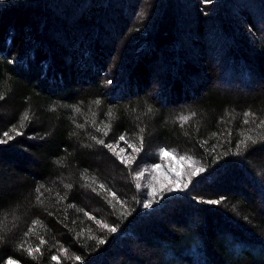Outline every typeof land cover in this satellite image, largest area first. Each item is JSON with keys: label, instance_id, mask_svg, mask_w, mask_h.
<instances>
[{"label": "trees", "instance_id": "16d2710c", "mask_svg": "<svg viewBox=\"0 0 264 264\" xmlns=\"http://www.w3.org/2000/svg\"><path fill=\"white\" fill-rule=\"evenodd\" d=\"M115 1L91 0L78 21L84 42ZM141 1L119 2L127 55L103 81L110 66L98 58V42L80 45L89 58L76 72L60 46L47 43L51 0H0V139L14 136L0 144V264H264V206L257 200L264 196V0H239L261 84L246 90L210 83L201 92L180 78L193 71L179 36L184 2L193 0ZM194 2L202 31L213 14L227 20L233 0ZM226 29L233 36L228 20ZM161 47L172 69L160 99L147 91V65ZM238 59L246 62L233 52L230 65ZM121 135L140 149L119 141L120 158L131 163L97 143L115 146ZM161 149L192 159L182 164L181 190L147 179V168L134 179L142 164L163 163ZM197 167L204 170L192 176ZM153 187L156 197L148 195Z\"/></svg>", "mask_w": 264, "mask_h": 264}, {"label": "rangeland", "instance_id": "374dc122", "mask_svg": "<svg viewBox=\"0 0 264 264\" xmlns=\"http://www.w3.org/2000/svg\"><path fill=\"white\" fill-rule=\"evenodd\" d=\"M55 1L56 0H51L52 9L48 12L49 27L46 39L49 46H60L58 51L65 59L66 65L70 67L69 69L76 72L78 68H80L79 71H83L81 68L85 69V65L81 67V63L85 62L87 57L89 58V55L79 51L80 45L87 46L88 42L93 44L96 41L104 48L102 55H100V52L97 53L98 58L101 57L103 61L107 60L106 62L110 66L108 76L102 77V80L107 81L108 78L115 76L112 72L113 66L121 65L124 55H127V49L124 48L127 41L122 37L126 31L127 23L125 21L127 20L122 16L123 9L121 10L119 8L120 0L113 2L110 9L105 12V14L103 13L99 27L94 29L90 39L86 42L81 39V36L85 33V29H82V25L78 21L92 7L91 0H59V3ZM239 2V0H233V2L228 3L229 11L227 20L231 26L233 36H231L227 29L225 30V23L227 20L224 18L218 19L217 16H214L216 14H213V17L205 21L203 29L200 31L196 17L197 13L195 11L197 9L196 3L194 0L193 2H184L181 11L182 22L179 24V36L183 41L182 47L185 52L187 63L190 67H193V71L191 70L190 73H182L180 78L181 80L184 79L185 82H187V86L193 90L201 92L203 88L210 83L219 84L225 88L239 86L246 90L258 87L261 84L258 70L257 46L255 45L256 43L253 37H249L248 32H243L246 27V15L244 11H240L241 4ZM141 4L144 6L146 1L142 0ZM149 5L148 3V6ZM263 7L264 6H261L260 8L262 9ZM238 10L242 13H238ZM218 12L220 13V11ZM263 12L264 10L261 13ZM124 14L126 19L130 18L129 16L131 13L124 12ZM254 16L258 25H261L260 23L264 15L262 16L263 18L259 17V15ZM136 18L137 17H135L134 20ZM131 21H133L132 18ZM77 36L78 38H75ZM233 38L239 40V42L246 43L249 50L246 51L243 47L234 49L233 46H231L232 41H229ZM144 49L145 48H142L141 51ZM233 52L243 54L246 62L238 59L234 65H230V58ZM133 54L134 51L131 50L128 58ZM167 60L168 55L165 53V48L161 47L155 59L151 60L147 65L150 69V86L148 85L150 89H147V91L151 96H157L160 99L165 95L169 84L170 69H172V65H170ZM205 65H208L210 69L207 70ZM246 65L251 69L250 76H245ZM85 71L91 72L89 69ZM90 74L93 75L94 73L92 72ZM122 79L128 81L125 75L122 76ZM154 156L155 155H151L150 160L152 159L154 161ZM191 160L186 162L192 164L193 162ZM158 164L161 166L158 171L153 172L151 170L152 166L156 165L154 163L145 164L146 166L142 164L140 170L143 171L147 168L149 172L146 173L147 179L149 178L159 183L161 181L167 183L172 181L173 183L170 184L173 187L177 179L175 172H183L182 169H184V165L182 164H184V162H181L180 165L177 166L176 161L165 158L162 164ZM183 177L182 175L180 177L181 187L182 181L184 182ZM64 182L66 183V181ZM257 200L264 206V196L262 193H258ZM15 264L20 263L15 262Z\"/></svg>", "mask_w": 264, "mask_h": 264}, {"label": "snow or ice", "instance_id": "6c2138e0", "mask_svg": "<svg viewBox=\"0 0 264 264\" xmlns=\"http://www.w3.org/2000/svg\"><path fill=\"white\" fill-rule=\"evenodd\" d=\"M109 82H111V81H109ZM2 98L3 97H0V99H2ZM96 103H99V101H97ZM76 111H79V109H76ZM148 111H151V108H149ZM108 115H109V117H111L112 116V113L109 112ZM24 119L25 120L28 119L27 114H25ZM181 119L186 121L188 118L187 117H181ZM262 124H264V122H262ZM13 131L16 132V135H21L22 134V133L16 131L15 128L13 129ZM97 131H103V134L105 136L108 135V131L106 129H100V128H98ZM2 135L6 139H0V144L7 143L8 140L14 139V136H10L8 132H4ZM92 138L93 139H96V137H92ZM119 141L125 142V144L127 145V147L132 148L134 151H137L138 152L140 150L139 148H136V146L134 144L129 143L127 141L125 135L119 136L118 142H117V144L115 146L113 144H111V143L105 144V142H104L103 139L97 140V143H100V144L104 145V147H106L107 149H109L114 155H116L118 158H120L119 152H123L125 149L121 148L119 150V152L117 151V147L119 145ZM141 143H142V141H141ZM241 143H243V141H241ZM159 154H160V157L162 159H164V158H170L171 160L176 161L177 162V166H179L181 162H186V161H190L191 160V157H187V156H183V155L178 156V154H176L174 150L169 151V150H166V149H161ZM120 159H121V163H131V161H125L122 158H120ZM160 167L161 166L159 164H156V165H153L152 166V169L151 170L153 172H155V171H158L160 169ZM203 170H204L203 168H199V167L194 168L192 170V172H191V175L192 176L198 175ZM143 175H144V172L141 171V172H139V173L136 174V176L134 177V179L139 180ZM175 175H176L177 179L174 182L173 187L172 188H169L170 191L171 190H181V181H180L181 172L180 171H176L175 172ZM169 183H173V182L172 181H169ZM187 183H191V180L189 179ZM187 183L184 184V187L185 188L187 187ZM100 187L103 188L104 186L103 185H100ZM164 187H165V185H161V189H163ZM136 188L137 189L140 188V184L139 183L136 184ZM112 195L115 196V193H112ZM148 195H151L153 197H156L158 195L157 189L153 187L152 190H151V192L148 193ZM207 203H210V204H218V203H220V201H218V200H212V201H207ZM143 206L144 207H151V202H146ZM104 227L106 229H108L109 231H111V232H115L116 231V228L115 227L109 228L108 225H104ZM38 250L39 249H36V251H38ZM31 251L32 250H29V255H31ZM52 259L53 260H57L58 258L56 256H53ZM75 259L76 260H80V257L77 256ZM7 264H15V262L10 259V260H8Z\"/></svg>", "mask_w": 264, "mask_h": 264}]
</instances>
